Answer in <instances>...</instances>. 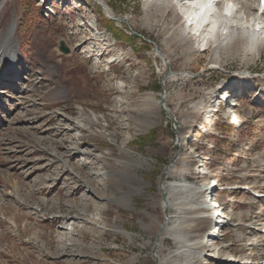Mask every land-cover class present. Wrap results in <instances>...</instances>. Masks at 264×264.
<instances>
[{
  "label": "rangeland",
  "instance_id": "374dc122",
  "mask_svg": "<svg viewBox=\"0 0 264 264\" xmlns=\"http://www.w3.org/2000/svg\"><path fill=\"white\" fill-rule=\"evenodd\" d=\"M242 1L249 14L257 11L258 0ZM101 2L129 22L107 17L95 0H4L0 7V37L15 27L18 58L16 67L1 65L10 72L3 78L19 82L0 80V264H213L209 254L262 263L264 44L255 57L239 43L224 44L211 68L213 49L203 51L206 44L183 30L176 1ZM108 19L136 33L135 43L118 39ZM61 39L70 53L59 50ZM244 70V94L230 97L224 82ZM167 71L177 75L164 79V108L179 127L164 108L154 127H136L148 119L135 109L152 102L147 93L160 97ZM150 131L155 139L137 143ZM176 153L178 163L165 171ZM133 175L147 184L126 194L124 206L118 198L135 187ZM179 182L198 188L169 191L170 201L193 195V207L168 210L169 222L200 241L196 257L177 253L167 232L154 249L168 217L160 187ZM209 184L212 193L200 189ZM205 193L219 204L217 228L202 208Z\"/></svg>",
  "mask_w": 264,
  "mask_h": 264
},
{
  "label": "bare ground",
  "instance_id": "6f19581e",
  "mask_svg": "<svg viewBox=\"0 0 264 264\" xmlns=\"http://www.w3.org/2000/svg\"><path fill=\"white\" fill-rule=\"evenodd\" d=\"M169 1H175V0H169ZM3 2L4 0H0V7L3 5ZM242 3H244L242 0H221L220 3H218V0H186L185 4L180 5V11L185 16L184 17L185 19H183V24H184L183 30L188 31L189 35L192 34L191 36L197 39L199 44L201 45L206 44V48L205 47H202L204 49L201 48L203 51L210 48L213 49L214 62L212 65H210L211 68L218 67V63H217L218 49L224 44L231 45L233 43H239L243 49H246V52H248L250 57H255L258 54L260 48L262 47V44H264V17L262 13H259L257 9V11L254 12L253 14H249L245 9L244 4ZM261 6L264 9V0H258L257 8ZM105 7L111 15H113L114 17H118L114 13H112V11H110V9L107 6ZM121 18L129 22L127 17L126 18L121 17ZM14 28L15 27H13L12 30H10L4 37L3 36L0 37V80L1 78L4 77L5 74L1 70L2 64L7 65V67H13V66L16 67L18 64L16 63L18 58H17V51L15 46L16 36L14 34ZM191 31L193 33H191ZM154 53L158 57H161L166 64L169 63L167 57L163 52L159 50L158 52L154 51ZM247 71L248 70L246 71L244 70L243 72L242 71L238 72V75L235 77V79L224 82L225 85L227 84L230 86L231 91H233V93H235L236 96L240 93H243L241 89L242 88L241 82L244 79V76L246 75ZM186 72L188 71H181L178 74L183 76L184 73ZM9 73L10 72H6L5 75L8 77ZM169 75L170 77L175 78L177 74L175 75L169 73ZM15 78L17 79V77ZM2 80H1L2 82H6V81L9 83L12 82L13 85H15V82L19 83L16 80L12 81V79L11 81L5 80L4 78ZM120 86L123 87L122 84ZM145 97L150 99L152 102L149 104H145L143 107L135 109L139 113L141 112L144 113L148 119V122L145 124L135 125L140 129H144L146 127H154V125L158 124L160 120V110L163 108L160 102V97L155 98L156 96H154V94L151 93H147ZM164 98L165 96L163 97V102H164ZM233 122H236V120H234ZM177 123H178L177 126L179 127L180 124L179 122ZM178 160H179V156L177 155L175 159L171 160V164L170 166H168V169L170 170V168L172 169L173 167H175L176 163H178ZM135 162L136 165H143L145 161L138 159L135 160ZM132 165H130L129 167H131ZM100 175H103L102 180L105 182L103 184H106L107 183L106 176L102 173ZM130 180L133 181V183H135V187H132L131 189H129V191H122L123 195L120 198H118L119 203L124 206H130V198L127 197V200H124L126 194L131 196L132 194L138 192V189L141 190L144 189L145 185L147 184V182L143 179V177L137 175H133L132 177H130ZM103 184L100 187L102 191L105 189L103 187ZM195 186L196 185H194L193 183L184 185L179 182V183L166 184L160 187L161 190H163L162 195H164L163 198L165 203L164 206H165V211H167L168 217L166 218L165 222H163L161 230L158 233L159 234L157 236L158 243L155 244L154 249L159 246V240L162 234L164 232H167L168 235L171 236L170 238L173 237V239H175L179 243V249L177 250V253L183 252L188 256H192V255L194 257L199 256L201 250L199 249L196 250L195 248L200 247L201 244L200 241L198 242L188 241L186 237L182 234L178 223L169 222V214H168V210L172 208L179 209L182 206L193 207V203L191 200L193 195L189 196L186 199H181L179 201H170L168 199L169 191L175 189L184 190L186 187H190V189H197L198 187ZM215 186H216L215 184H209L201 187L200 189H203L204 191H206V193H212L211 191ZM256 195L257 197L262 196L261 193ZM204 203L205 205L202 208L208 211L210 221H213L214 227L217 228V226H219L218 223H220L219 220L221 217L220 213L218 212L219 204L217 202L210 201L209 195L205 197ZM261 232L264 233V228L261 230ZM211 234L213 235L216 234V229H214L213 232H211ZM207 246L215 247V242L208 243ZM209 256L214 257L213 264H215L216 261L217 264H222V263L248 264L246 262L238 261L233 257L231 258L229 257L228 259H223V258H216L214 255L211 254H209ZM166 260L169 261V257H167ZM252 263L264 264V260H262V263H259L258 260L252 261ZM170 264H187V263L186 262L180 263L176 261Z\"/></svg>",
  "mask_w": 264,
  "mask_h": 264
},
{
  "label": "water",
  "instance_id": "95a60500",
  "mask_svg": "<svg viewBox=\"0 0 264 264\" xmlns=\"http://www.w3.org/2000/svg\"><path fill=\"white\" fill-rule=\"evenodd\" d=\"M96 1H97V3L101 6L103 12H104L109 18H111V19H115V20L124 21L125 23H128L127 20H125V19H123V18H121V17H114L113 15H111V14L108 12V10L106 9L105 5H104L100 0H96ZM152 43L154 44V51L158 52L159 50H158L157 45H156L154 42H152ZM58 48H59V50H60L62 53H64V54H68V53H70V47H69L68 45H66L64 39H61V40L59 41V47H58ZM168 74H169V71H167L166 73H164V74L162 75L161 79H160V82H161V90H162V93L160 94V102H161L163 108H164L163 97H164V95H165L164 79H165V77H166ZM164 109H165L166 113L168 114L170 121L173 122V123H175L176 126H177L178 123L176 122L175 117H174L173 115H171V114L168 112V110H167L166 108H164ZM177 127H178V126H177ZM177 139H178V142H180V136H179V135H177ZM176 157H177V153L172 157V159H175ZM172 159H171V160H172ZM171 160H170L169 162H171ZM168 164H169V163H168ZM168 164H167L166 167H165V171H166V169H167V167H168ZM161 182H162V181H161ZM162 225H163V224H162ZM161 227H162V226H161ZM157 240H158V237H156V242H157Z\"/></svg>",
  "mask_w": 264,
  "mask_h": 264
},
{
  "label": "trees",
  "instance_id": "16d2710c",
  "mask_svg": "<svg viewBox=\"0 0 264 264\" xmlns=\"http://www.w3.org/2000/svg\"><path fill=\"white\" fill-rule=\"evenodd\" d=\"M108 21H111V23H112V26H113V29L115 30V32L117 33V37H118V39H120V40H125L126 42L128 41V42H131V43H135V40H134V38L133 37H136V34H131V35H129V33H127L125 30H119L117 27H115L114 26V21L113 20H111V19H108ZM130 36H133V37H130ZM145 47H147L148 48V45H144ZM155 88H157V89H160V82H159V79L157 80V81H155ZM155 133V131H150L149 133H147L146 135H143V136H141L139 139H138V141H137V143H145V142H147V141H150V140H153V139H155V137H156V135L154 134Z\"/></svg>",
  "mask_w": 264,
  "mask_h": 264
}]
</instances>
